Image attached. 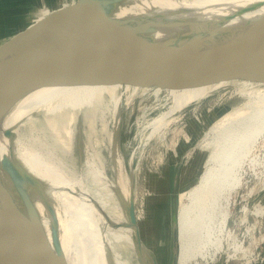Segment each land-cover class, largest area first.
Returning <instances> with one entry per match:
<instances>
[{"label":"water","instance_id":"95a60500","mask_svg":"<svg viewBox=\"0 0 264 264\" xmlns=\"http://www.w3.org/2000/svg\"><path fill=\"white\" fill-rule=\"evenodd\" d=\"M187 1L193 5H185ZM210 1L216 8L235 9L217 22L212 18L215 13L205 18L204 11L213 6L205 9L202 1L73 0L0 45V85L26 58L36 51L44 52L61 35L67 33L78 43L83 41L86 54L77 72L81 77L73 86L80 92H102L98 94L101 101L96 111L83 110L76 115L70 125L75 124V130L71 127L73 140L82 135L84 122L96 119L100 113L117 115L120 126L124 104L143 99L156 101L172 93L233 82L264 86V0H231L229 7L223 0ZM116 13L134 16L117 19ZM237 18L245 20L229 24ZM46 54L41 55V65L31 73L32 77L48 73L59 61L53 57L55 61L52 59L46 66ZM225 89L234 91L232 85L220 90ZM113 99L119 102L116 110ZM31 117L43 121L38 113L33 112ZM28 120L23 117L2 131L8 146L0 159V264H69L53 223L55 217L52 214L53 221L47 229L44 215L33 200L39 197L40 203L48 204V182L27 170L15 156L19 140L28 141L21 137L23 126L34 123ZM87 124L89 127L92 122ZM178 178L176 173L174 186ZM128 214L135 232L132 238L136 259L146 264L139 251L142 244L133 194ZM170 245L169 264H178L176 209L170 217Z\"/></svg>","mask_w":264,"mask_h":264},{"label":"bare ground","instance_id":"6f19581e","mask_svg":"<svg viewBox=\"0 0 264 264\" xmlns=\"http://www.w3.org/2000/svg\"><path fill=\"white\" fill-rule=\"evenodd\" d=\"M195 1H202L205 9L207 5L213 6L210 11H204L205 18L215 13L212 18H216L217 22L228 17L235 9L234 6L216 8L210 0ZM223 3L229 7L231 4L228 3L232 1L223 0ZM184 4L193 5L190 1ZM131 15L134 16L116 13L115 17L122 19ZM240 20L237 18L229 24L237 25ZM66 35H61L44 52L36 51L26 58L0 85V101L1 97L5 101L8 99L5 108L11 111L33 91L24 101L21 118L29 117L28 122L33 123L31 115L38 113L55 141L64 146L65 152L60 160H56L54 155L43 152L42 143L32 145L34 153L30 157L32 163L29 171L48 182V204L40 203L39 197L33 200L44 215L43 222L47 229L52 224V214L55 217L53 223L69 264H122L113 252V244H129L135 250L132 238L135 232L130 227L128 214L131 197L129 180L123 173L118 154V117L112 115L114 121L111 126L106 117L101 122V128L93 125L73 140L70 125L79 112L99 108L101 97L98 94L102 91L80 92L73 86L81 77L77 72L86 47L83 41L79 40L78 43L74 36ZM44 53H48L45 59L50 60L45 62L46 66L51 64L53 57L59 58V61L53 59L55 63L48 73L32 77L31 73L41 65V55ZM54 84L57 86L53 88ZM230 85L234 89L233 94L245 101L211 124L201 141L196 160L185 172L178 207V264L213 257L225 242H232L231 246L236 248L237 242L228 228V221L235 193L241 187V170L246 155L258 139L264 138V86L233 82L172 93L156 100V108H167L147 124L149 137H160L176 121L178 112ZM112 102L116 110L119 102L116 99ZM107 157L112 163L114 181L108 178L104 169ZM89 174H92L95 186L89 182ZM137 227L139 231L138 223ZM150 232L154 234L153 222ZM141 244L142 250L139 251L145 263L157 264L156 257L149 253L142 240Z\"/></svg>","mask_w":264,"mask_h":264},{"label":"rangeland","instance_id":"374dc122","mask_svg":"<svg viewBox=\"0 0 264 264\" xmlns=\"http://www.w3.org/2000/svg\"><path fill=\"white\" fill-rule=\"evenodd\" d=\"M243 101L231 89L216 91L178 112L176 121L160 137H149L147 124L165 111L166 106L156 108L157 103L153 99L122 106L119 114L118 154L135 200L142 243L156 257L157 264H169L171 212L176 209L178 213L185 172L196 160L206 131L215 120ZM1 103L7 104L8 99L5 101L1 98ZM112 115L111 112L105 115L100 113L96 119L84 122L82 134L93 125L101 128V122L106 117L111 126L114 121ZM7 116L9 118L12 115ZM90 122L92 124L88 127L87 123ZM71 127L75 130V124ZM21 137L32 142L24 149L27 154L15 153L17 160L27 170H30L32 163V145L37 146V142L43 144L44 153L54 155L56 160H60L65 152L64 146L55 141L51 130L41 119L35 120L32 126H23ZM7 146L5 141H0V159L6 153ZM19 150L16 148V151ZM104 165L108 178L114 181L112 163L108 157ZM176 173L179 178L174 186ZM89 175V182L95 186L92 174ZM241 179V187L235 193L228 221V228L237 242L236 248L231 246L232 242H225L213 257L205 260L199 258L190 264H264V138L258 139L246 155ZM152 222L154 234L150 232ZM113 246V252L122 264H139L132 246Z\"/></svg>","mask_w":264,"mask_h":264},{"label":"crops","instance_id":"0c3cea01","mask_svg":"<svg viewBox=\"0 0 264 264\" xmlns=\"http://www.w3.org/2000/svg\"><path fill=\"white\" fill-rule=\"evenodd\" d=\"M72 2L73 0H0V45L54 11L66 7L67 3L71 4ZM54 86L56 87L57 84H54L53 88ZM27 97L22 99L11 110V113L9 109L5 108L6 104L2 105L0 101V141L3 140L2 131L12 127L22 119L20 113L24 109L23 104ZM10 114L12 116L7 118V115ZM16 115L17 118H15ZM5 142L7 143V140ZM27 147L28 141L19 140L16 148L20 150L16 151V154L17 152L22 154ZM25 152L24 154H27Z\"/></svg>","mask_w":264,"mask_h":264}]
</instances>
